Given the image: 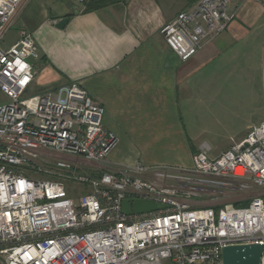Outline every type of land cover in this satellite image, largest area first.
Returning <instances> with one entry per match:
<instances>
[{"label": "built area", "instance_id": "obj_1", "mask_svg": "<svg viewBox=\"0 0 264 264\" xmlns=\"http://www.w3.org/2000/svg\"><path fill=\"white\" fill-rule=\"evenodd\" d=\"M25 1L0 0V40ZM228 2L194 0L162 26L179 60L226 30ZM39 59L24 26L0 45V264H222L226 245H264V121L190 167L111 165L117 134L79 82L28 95ZM127 198L166 207L127 214Z\"/></svg>", "mask_w": 264, "mask_h": 264}, {"label": "crops", "instance_id": "obj_2", "mask_svg": "<svg viewBox=\"0 0 264 264\" xmlns=\"http://www.w3.org/2000/svg\"><path fill=\"white\" fill-rule=\"evenodd\" d=\"M86 3L69 0L71 6L55 12L40 0L22 4L18 13L39 47L37 83L50 89L76 81L102 104L103 123L118 137L109 154L115 165L190 167L204 144L195 142L200 131L193 126L214 119L215 93L230 82L232 61L241 76L247 67L241 57L264 48V0H229L226 30L186 61L168 47L161 28L188 0L176 1L177 7L167 0H119L92 10ZM63 17L69 20L59 28ZM238 91L241 105L246 81ZM263 121L264 115L247 120L244 134L210 157Z\"/></svg>", "mask_w": 264, "mask_h": 264}, {"label": "rangeland", "instance_id": "obj_3", "mask_svg": "<svg viewBox=\"0 0 264 264\" xmlns=\"http://www.w3.org/2000/svg\"><path fill=\"white\" fill-rule=\"evenodd\" d=\"M50 7L53 12L59 9H66L69 5V0H40ZM169 5H175L178 0H167ZM176 3V4H175ZM20 10V9H19ZM21 26H24V18L22 12L18 13L14 22L6 32L4 38L0 40V45L3 47L10 46L18 37V31ZM25 27V26H24ZM256 52L246 54L245 58L241 57V63L245 64L246 70L241 72V76L237 75L235 65L238 61H232V75L229 78L230 82L225 85L224 92L217 90L215 98L220 103V107L212 110L214 119H204L205 125H195L200 133L195 142L207 143L212 147L209 156L219 154L227 147L234 137H241L244 134L245 124H250L254 118H259L264 115V48L255 46ZM31 60V59H30ZM31 61L34 62V59ZM39 61L37 62V68ZM247 83V92L243 94L242 104H239L240 93L238 91L240 84ZM50 86L37 83L36 79L32 87L28 90V95L38 94L47 90ZM55 97V96H54ZM238 97V101H236ZM254 111L256 113H254ZM246 112V114H245ZM247 117H246V116ZM207 120V121H206ZM107 161L110 162L109 156ZM111 165L115 163L110 162ZM245 204V203H242Z\"/></svg>", "mask_w": 264, "mask_h": 264}, {"label": "water", "instance_id": "obj_4", "mask_svg": "<svg viewBox=\"0 0 264 264\" xmlns=\"http://www.w3.org/2000/svg\"><path fill=\"white\" fill-rule=\"evenodd\" d=\"M69 17L61 18L56 26L63 28L68 22ZM165 204L145 200L141 198H127L123 201L124 213H142L147 211H154L165 208ZM264 252V245L262 243H236L229 244L223 248L222 264H261Z\"/></svg>", "mask_w": 264, "mask_h": 264}, {"label": "trees", "instance_id": "obj_5", "mask_svg": "<svg viewBox=\"0 0 264 264\" xmlns=\"http://www.w3.org/2000/svg\"><path fill=\"white\" fill-rule=\"evenodd\" d=\"M118 1L119 0H89L87 3L86 2L85 3H86V8L88 10H92V9H98V8L104 7V6L112 4V3H116ZM193 1L194 0H188L189 3L193 2ZM247 203L248 202H245V204H247Z\"/></svg>", "mask_w": 264, "mask_h": 264}]
</instances>
